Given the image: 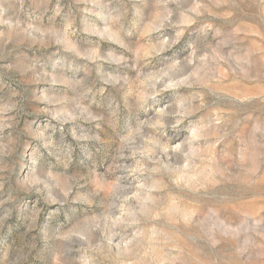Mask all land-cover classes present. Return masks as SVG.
Returning a JSON list of instances; mask_svg holds the SVG:
<instances>
[{
  "label": "rangeland",
  "instance_id": "rangeland-1",
  "mask_svg": "<svg viewBox=\"0 0 264 264\" xmlns=\"http://www.w3.org/2000/svg\"><path fill=\"white\" fill-rule=\"evenodd\" d=\"M0 264H264V0H0Z\"/></svg>",
  "mask_w": 264,
  "mask_h": 264
}]
</instances>
